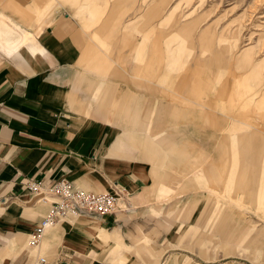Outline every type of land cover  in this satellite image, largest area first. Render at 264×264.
<instances>
[{
  "label": "rangeland",
  "instance_id": "obj_1",
  "mask_svg": "<svg viewBox=\"0 0 264 264\" xmlns=\"http://www.w3.org/2000/svg\"><path fill=\"white\" fill-rule=\"evenodd\" d=\"M16 2L22 6L0 0V60L19 48V31L30 41L11 19L32 29L33 9L40 17L66 12L84 32V59L98 67L80 61L92 78L86 108L108 125L110 152L146 185L127 254L144 264H166L162 256L172 264H264V177L259 168L239 172L228 128L264 139V0ZM191 100L220 111L224 137L217 116L184 114ZM192 162L200 176L183 174ZM127 202L118 210H132Z\"/></svg>",
  "mask_w": 264,
  "mask_h": 264
},
{
  "label": "crops",
  "instance_id": "obj_2",
  "mask_svg": "<svg viewBox=\"0 0 264 264\" xmlns=\"http://www.w3.org/2000/svg\"><path fill=\"white\" fill-rule=\"evenodd\" d=\"M10 1L20 7L16 1L27 0ZM32 12V29L4 13L31 38L22 43L24 35L19 31V48L12 52L11 60H0V264H25L36 254H44L55 264H144L134 254L128 255L124 246L132 244V237L137 235L141 207L148 200L146 185L132 164L110 152L108 125L86 108L85 82H92V78L85 65L98 67L92 59H84V32L66 12L48 11L42 17L38 16L39 9ZM11 34L6 31L4 39L10 40ZM172 47L176 53L180 46ZM186 113L217 116V127L224 137L226 124L219 110L198 103L194 106L191 100L184 104ZM228 128L237 158L242 156L239 172L259 168L264 177L261 134L240 131L236 123ZM200 170V163L192 162L183 174L200 176L195 174ZM59 177L89 190L121 188L132 210L66 216L46 227L37 244L28 245V234L47 211L51 196L33 194L26 181L37 180L47 191ZM159 192L168 194V184H162ZM161 259L173 263L163 256Z\"/></svg>",
  "mask_w": 264,
  "mask_h": 264
},
{
  "label": "built area",
  "instance_id": "obj_3",
  "mask_svg": "<svg viewBox=\"0 0 264 264\" xmlns=\"http://www.w3.org/2000/svg\"><path fill=\"white\" fill-rule=\"evenodd\" d=\"M26 184L33 194L48 193L51 196L47 211L28 234L26 239L28 245L37 244L46 227L56 224L66 216L111 213L118 210L122 200L127 197L123 189L118 187H114L113 190H89L76 186L70 179L64 177L53 180L47 191L40 188L37 180L28 179ZM25 264L55 263L50 262L44 254H36Z\"/></svg>",
  "mask_w": 264,
  "mask_h": 264
},
{
  "label": "bare ground",
  "instance_id": "obj_4",
  "mask_svg": "<svg viewBox=\"0 0 264 264\" xmlns=\"http://www.w3.org/2000/svg\"><path fill=\"white\" fill-rule=\"evenodd\" d=\"M126 196H127V195H126ZM122 201H123V200H122ZM59 221H60V220H59ZM59 221H58V222H59Z\"/></svg>",
  "mask_w": 264,
  "mask_h": 264
}]
</instances>
